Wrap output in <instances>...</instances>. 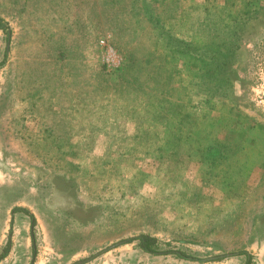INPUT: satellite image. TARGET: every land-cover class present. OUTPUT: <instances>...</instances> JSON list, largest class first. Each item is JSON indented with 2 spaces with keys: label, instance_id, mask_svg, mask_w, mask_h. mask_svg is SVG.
<instances>
[{
  "label": "rangeland",
  "instance_id": "rangeland-1",
  "mask_svg": "<svg viewBox=\"0 0 264 264\" xmlns=\"http://www.w3.org/2000/svg\"><path fill=\"white\" fill-rule=\"evenodd\" d=\"M154 5L181 35L192 13L250 12L236 100L191 98L133 9L0 0V264H264V0Z\"/></svg>",
  "mask_w": 264,
  "mask_h": 264
},
{
  "label": "trees",
  "instance_id": "trees-1",
  "mask_svg": "<svg viewBox=\"0 0 264 264\" xmlns=\"http://www.w3.org/2000/svg\"><path fill=\"white\" fill-rule=\"evenodd\" d=\"M121 7L119 15L127 20L126 13H140L143 19L152 27L154 33L161 40L165 53L175 59L183 61L191 70V75L196 82V91L191 98L195 101H209L211 99L236 100L234 95L233 74L240 46L238 41L243 30V24L248 20L250 12H234L230 18L215 14L211 11H203L200 14L192 13L191 27L187 35L177 34L173 31L167 18L156 11L155 0H111ZM248 13L249 15H243ZM134 15V13H132ZM246 16L248 17L246 19ZM246 19V20H245ZM0 29L6 34L9 27L0 17ZM133 54V52H132ZM130 53V56H133ZM3 60L0 61V64ZM125 65V64H124ZM231 147L222 144L218 147L219 157L224 160V169L229 164L231 157L227 151ZM13 209H20L13 207ZM25 212L29 213L27 209ZM30 214V213H29ZM31 216V214H30ZM136 240L138 247L146 252L158 254L157 240L153 235L140 234L125 239V242ZM8 246L4 247L0 257H4ZM179 257L194 259L191 255L179 250H168Z\"/></svg>",
  "mask_w": 264,
  "mask_h": 264
}]
</instances>
